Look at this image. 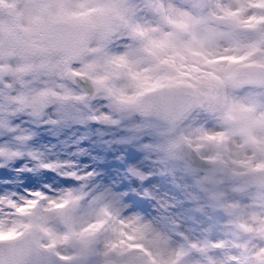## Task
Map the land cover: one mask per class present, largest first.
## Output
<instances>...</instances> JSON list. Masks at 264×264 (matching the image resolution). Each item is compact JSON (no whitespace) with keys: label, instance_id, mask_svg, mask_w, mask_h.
<instances>
[{"label":"snow or ice","instance_id":"6c2138e0","mask_svg":"<svg viewBox=\"0 0 264 264\" xmlns=\"http://www.w3.org/2000/svg\"><path fill=\"white\" fill-rule=\"evenodd\" d=\"M0 5L16 17L0 24V264H264L250 246L264 213L248 210L264 208V0ZM196 109L222 130L185 129ZM236 136L252 156L229 152ZM183 149L236 180L234 194L259 189L254 203L220 189L162 202Z\"/></svg>","mask_w":264,"mask_h":264},{"label":"clouds","instance_id":"9594fccd","mask_svg":"<svg viewBox=\"0 0 264 264\" xmlns=\"http://www.w3.org/2000/svg\"><path fill=\"white\" fill-rule=\"evenodd\" d=\"M135 2L139 4L141 3V0H135ZM174 3L178 7L185 6V0H174ZM141 15L142 16L147 15L148 19H153L151 15L147 13L142 12ZM248 91L250 90L247 88L239 89L234 93V95L238 97H243L247 94ZM214 107L218 109H222L225 107V105L217 104V105H214ZM220 125H221V122L218 119V114L213 115L210 111H206L203 109H196L193 113H191L189 119L185 121L183 127L185 129H187L189 126L203 127L211 131H220L222 130ZM257 135L264 136V129L258 130ZM228 149L232 155H239L241 157L245 155L250 157L253 155L252 147L245 145L239 136L233 137V139L228 144ZM211 154L212 153L210 151H206L203 153L204 156H209ZM192 156H193L196 166L201 169V172L199 175L202 176L206 174L208 170L213 169V165L207 163L206 160L202 159L200 156H197L195 153H193ZM159 158H160L159 156L155 154L153 155V159H159ZM217 179L221 181V184L219 185L220 190L226 191L230 198L239 199L242 205H252L254 203V200L251 197L256 196V194L259 192V189L252 187L251 189H249V192L247 194H243V195H241L240 193L234 194L233 187L236 184V180L226 175L224 172H217ZM98 182L102 183V181H98ZM175 185H176L175 188L173 187L172 182H167L166 187H161L160 185H158L157 188L160 190V200L161 201L163 200L165 202H170L171 204H177L178 202H183L185 207H192L193 200L189 199L190 193H195L197 196L200 197V200H204L205 193L202 192L196 186V181L194 177L183 176L181 178V175L178 173ZM177 189H179V194H177ZM91 190L92 189L90 188L89 191ZM48 194L52 195L53 193H48ZM160 207L161 205L158 202L151 203L147 206L146 210L142 211L140 214L144 217L145 221H152L155 223L156 217L162 214L159 210ZM248 210L259 212V213H264V208H261V207H255V208L249 207ZM170 211H175V209H170ZM123 215L127 217V216H130L131 213H128L127 210H125ZM227 222H228L227 220H222L221 225ZM157 227H160V225L157 224ZM222 237L226 245H228L229 241L233 240V237L228 234L222 233ZM172 239L175 241L177 237L173 236ZM250 246L264 248V238L252 239L250 242Z\"/></svg>","mask_w":264,"mask_h":264},{"label":"rangeland","instance_id":"374dc122","mask_svg":"<svg viewBox=\"0 0 264 264\" xmlns=\"http://www.w3.org/2000/svg\"><path fill=\"white\" fill-rule=\"evenodd\" d=\"M9 2L17 3L18 0H9ZM10 12H13L12 8L8 7L7 5H0V24H5L9 22V20H14L16 18L15 14H13L12 16H9ZM80 86L83 87V85H80ZM154 131H155V137L159 143H164L165 140L170 136V130L165 128L162 124L156 125L154 128ZM153 160L155 161L158 159H153ZM168 172L169 174L176 176V177H177V174L179 173L181 175V178L183 176L194 177L196 181V186L202 192L209 193L213 190L220 189L219 185L221 184V181L217 179V172H224V170L221 168H215V169L208 170L207 173L202 176L199 175L201 172V169L196 166L192 153L189 152L187 149H183L179 154V159L174 164L169 166ZM197 177H199V179H197ZM189 199L193 201H198L200 200V197L197 196L195 193H190ZM162 202H165V201L162 200ZM165 203L171 204L170 202H165ZM220 225H221V221H220ZM220 232L221 234L223 233V234L229 235V233L231 232V229L228 227V222L221 225ZM236 242H239V241L237 240Z\"/></svg>","mask_w":264,"mask_h":264}]
</instances>
